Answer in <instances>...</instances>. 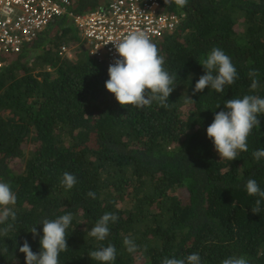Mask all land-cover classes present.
<instances>
[{
  "label": "trees",
  "instance_id": "trees-1",
  "mask_svg": "<svg viewBox=\"0 0 264 264\" xmlns=\"http://www.w3.org/2000/svg\"><path fill=\"white\" fill-rule=\"evenodd\" d=\"M160 2L181 15L176 31L152 40L165 70L177 73L167 107L155 101L143 109L121 106L105 87L104 62L82 49L71 60L62 57V45H77L63 18L0 69V182L17 196L8 206L16 212L14 222L9 218L13 227L0 235V264H25L19 247L27 240L34 253L41 250L40 222L69 212L68 249L59 264H102L88 254L108 244L117 252L112 264H162L192 253L201 264L230 256L264 264V204L253 213L257 197L245 189L255 179L264 190V158L252 156L264 149V114L248 136V150L231 161L220 158L206 132L226 100L264 98V0ZM100 3L80 0L75 13ZM213 47L231 58L237 78L223 92L206 87L193 94L205 74L199 60ZM65 172L76 177L71 189L60 183ZM106 212L119 219L97 241L88 231ZM124 237L135 240V253L127 252Z\"/></svg>",
  "mask_w": 264,
  "mask_h": 264
},
{
  "label": "clouds",
  "instance_id": "clouds-1",
  "mask_svg": "<svg viewBox=\"0 0 264 264\" xmlns=\"http://www.w3.org/2000/svg\"><path fill=\"white\" fill-rule=\"evenodd\" d=\"M178 6H185L187 0H174ZM119 59H115L108 67L109 79L105 82L106 89L114 94L121 106L132 105L138 109L150 106L154 101L162 107L168 106V98L177 80V73L170 75L163 67L165 57L159 54L157 46L143 31L129 32L122 38L110 41ZM205 70L195 84L193 94L202 92L210 87L215 92H223L226 85H231L237 78V70L231 58L219 47H213L206 58L199 60ZM252 78L251 89L258 87V75L255 69L248 73ZM186 95V94H185ZM187 102H193L186 95ZM220 107V106H218ZM224 109L215 114L213 122L207 127L208 138L213 141L220 158L228 161L237 158L238 152L248 150L247 139L253 127H259L258 116L264 114V98L257 95H244L243 98H231L225 101ZM254 160L259 162L264 158V149L252 153ZM65 189H71L77 183L76 177L65 172L60 180ZM249 196H255V206L251 207L253 213H260L264 204V190L260 188L255 179H248L245 185ZM87 196L96 198L94 192L89 191ZM17 202L16 194L11 190L10 184L0 182V235L7 236L16 220V212L9 205ZM119 217L111 212L104 213L93 225L88 235L97 241H104L110 234V223H115ZM73 220L72 214L66 213L55 219H43V236L40 239L41 250L34 253L27 240L19 247L25 254V264H59V254L68 249L66 243V229ZM35 238L39 233L35 226L29 230ZM123 244L127 252L135 253L138 246L131 237H124ZM89 257L102 264H112L116 260V248L112 244L101 246L91 251ZM162 264H201L198 253H192L184 258H168ZM221 264H249L245 256H230L221 261Z\"/></svg>",
  "mask_w": 264,
  "mask_h": 264
},
{
  "label": "built area",
  "instance_id": "built-area-1",
  "mask_svg": "<svg viewBox=\"0 0 264 264\" xmlns=\"http://www.w3.org/2000/svg\"><path fill=\"white\" fill-rule=\"evenodd\" d=\"M79 1L0 0V69L61 18L73 25L77 39V46H61V56L72 59L83 47L107 67L120 58L110 41L132 31H143L152 41L181 24V15L165 10L160 0H101L95 10L76 14Z\"/></svg>",
  "mask_w": 264,
  "mask_h": 264
},
{
  "label": "rangeland",
  "instance_id": "rangeland-1",
  "mask_svg": "<svg viewBox=\"0 0 264 264\" xmlns=\"http://www.w3.org/2000/svg\"><path fill=\"white\" fill-rule=\"evenodd\" d=\"M47 30V29H46ZM73 33H74V35H75V30H74V27H73ZM74 46H77V45H74ZM75 58V57H74ZM73 59V58H72ZM71 60V59H70Z\"/></svg>",
  "mask_w": 264,
  "mask_h": 264
},
{
  "label": "water",
  "instance_id": "water-1",
  "mask_svg": "<svg viewBox=\"0 0 264 264\" xmlns=\"http://www.w3.org/2000/svg\"><path fill=\"white\" fill-rule=\"evenodd\" d=\"M81 49L84 51V48L83 47Z\"/></svg>",
  "mask_w": 264,
  "mask_h": 264
}]
</instances>
